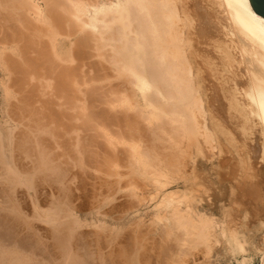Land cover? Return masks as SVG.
<instances>
[{"label":"bare ground","instance_id":"6f19581e","mask_svg":"<svg viewBox=\"0 0 264 264\" xmlns=\"http://www.w3.org/2000/svg\"><path fill=\"white\" fill-rule=\"evenodd\" d=\"M216 1L224 9L225 19L237 37L238 54L247 68L245 77L235 80L232 86L239 101L236 105L260 126L264 136V19L254 12L249 0ZM179 6L178 0H0V264H126L127 258H131L129 264H144L133 254L140 242L133 253L125 254L127 221L122 214L113 218L117 207L112 205L105 185L99 183L100 192L96 190L99 187L94 186L99 193L96 197L92 195L91 204L87 200L88 205L87 195L82 192L85 186L76 180L74 169L83 170L86 165V158L80 156L85 147L81 145L87 144L79 140L80 123L84 121V128L93 130L95 119L103 116L104 120L105 112L110 111L95 110L98 115L90 111L95 104H89L99 100L94 87L83 93L90 101L86 103L90 110L87 108L84 113L85 107L80 108L81 114L78 104L83 91L81 86L95 82L96 72L103 78V73L96 68L92 77L85 78L88 75L82 70V58L92 42L98 56H104L99 54L103 50L110 52L109 59L119 77L127 78L134 93L145 102L142 107L138 98H134L138 100V106H134L135 100H132L134 108L145 109L146 105L145 110L140 108L142 113L138 115L142 114L141 119L153 124L160 135L168 132L170 154L167 155H171L169 164L174 176L171 179H176L184 169L183 157L188 156L195 164L199 158H205L206 148L211 153L216 148V139L209 128L203 84L200 85L190 57L193 44L190 45L187 38V25ZM105 101L114 110L113 105L117 103L112 105V101ZM131 103L124 101V105H118L130 109L131 113ZM109 113L111 121L112 113ZM127 125L128 129L136 130ZM160 135L155 139L160 140ZM87 142L90 145V140ZM183 145L190 147V151L186 152ZM135 148H131L130 163L143 165L145 172L148 167L149 170L154 168L145 163L147 160H142L144 155L137 150L139 147ZM156 150L155 147L147 154L153 162L161 158ZM262 154L264 159V147ZM89 155L90 158L95 156ZM65 156L70 162L64 161ZM161 161L154 165H161ZM167 176L162 174L160 178L157 176L158 180L156 176L150 180L155 178L157 184L165 187L169 183ZM146 178L144 181L148 180ZM86 184L93 188V183ZM188 184L184 182V194L179 198L163 196L165 199L159 207L164 210L153 222L156 228L152 226L163 229L164 240H170L178 248L176 254V250L174 253L167 250L172 254L165 250V254L173 256L169 257L170 262L191 264V260L196 262L201 254L208 256L213 233L227 240L237 264L253 261L244 240L238 238L237 233L229 234L224 219L213 213L216 194L212 183L196 174L193 188ZM92 191L88 190L87 194L91 195ZM204 204H208L209 210ZM262 238V244L252 245L259 264H264ZM161 246H165L158 247L163 253L164 248L169 249L167 245ZM159 255L154 260H158ZM165 260L160 259V262L169 263L168 257Z\"/></svg>","mask_w":264,"mask_h":264},{"label":"rangeland","instance_id":"374dc122","mask_svg":"<svg viewBox=\"0 0 264 264\" xmlns=\"http://www.w3.org/2000/svg\"><path fill=\"white\" fill-rule=\"evenodd\" d=\"M178 5H180V10L182 9L180 12H182L183 18H185L187 25V38H189L190 45L193 44L190 48V50L192 49L190 51V57L192 59L193 66L196 68L195 70L197 75L199 74L198 77L202 82H200V85L203 84L201 86H203L202 90L205 94H203V96L205 98L204 100L206 106L208 107L209 128L216 139V148H214L212 153L208 148H206L207 151H205V158H199L195 164L189 161L190 159L188 156H186V158L183 157V159H185L184 169L182 168L183 170L179 173V175L176 176V179H171L174 178V176L169 164L171 155H167L170 154V151L167 148L168 141L166 136L168 132H166V135H163L165 133L160 135L158 132H155V126H152L153 124L150 125L149 121L146 122L147 120L144 119V122V120L141 119L143 117L142 114H140V116L138 114L142 113L140 106L143 107L145 102L134 93V89H132L131 84L128 82V80H126L127 78L119 77L115 71L116 68H114V65L111 64V59H109L110 55L108 54H110V52L107 54V52L103 50L102 52L100 51L101 53L99 54H104V56H98V52L96 51L92 42L90 44L91 48L88 49L90 47L89 46L86 48L87 50L85 49V52L83 51L84 55L82 58V63L84 66L82 65V70L86 72V75H88H85V78H89V76L92 77L94 75L92 74L95 71L93 68H96L97 71L99 70L100 73H103V78H100L101 75L98 77L96 72L94 77L97 78H93L94 81L96 80L95 82L90 81L87 82L88 84L86 83V85L81 86V90L83 91L80 95L81 97H79V109H83L85 107L86 110L84 109L85 111H83L86 113L88 106H93V104H95V107L93 106L94 110H92V107L90 110L89 107L88 111L90 110L94 112L96 110L98 112H105L110 110L108 112L112 113V115L109 113L110 117L112 116V120H108V112H105L107 114L104 115V120L102 119L103 116L100 119L98 118L99 120L95 119L96 121L92 128L93 130H89L90 128H88L89 131L84 128V121L80 123L81 126H79V129L81 132H79V136L81 139L79 138V140H81L82 143H87L81 146H85L87 150L89 147H91V149L93 148V152L90 151L91 149H89L88 152L87 150L83 149L85 147H82L80 156L83 157L82 159L86 158L84 159L86 161L83 160L86 165L84 166L85 168L83 170L80 168L74 169L77 178L76 180L82 182V185L84 184L85 189L82 187V192L87 195L85 199L86 203L87 200L91 201L89 204L94 201L92 195L95 194L94 197L98 195L97 192L100 190L99 183L103 184V186L105 185L104 187L107 188L105 190L110 193L109 195L111 196V201L113 203L112 205L117 207H114L116 209L113 210V218H119L122 214L125 216V220L127 221L125 222L126 226L124 229V234L127 235L125 237V239L127 238L125 240L127 243L126 247V243H124L126 251L125 254L133 253L134 249L137 248V245L140 242L138 246L139 248H137L139 250L137 251L136 249L133 254L135 256L137 255L136 258L138 257L137 259L140 261V263L144 262V264H151L150 260H153L154 262L152 264H154L157 260V258L154 260V257L159 255L161 252L163 253V250L161 251L159 248L163 249L165 246L162 247L161 245H167L169 249H167V247L164 248L163 255H159L160 257H158L157 263H155L160 264L162 263L160 262V259L161 261L163 259V262H165V259L168 257L169 260V257L172 256H170V254L174 253L173 250H176V254L178 248L176 249V245L169 242L170 240L168 242L167 240H164L166 236L165 232H163V229H154L156 227H154L155 225L153 222H156L155 220H157L158 215H162V210H164L159 207L162 206V204L159 205V203H162L161 201H163L165 197L174 195L176 198H179L183 196V191L185 190L184 182L189 183L188 187L192 189V183L195 181L196 174H200L204 176L206 180L211 182L215 188L216 199L213 200L215 202L212 209L213 213L216 216L224 219L227 224L228 228L226 229L228 230L229 234L235 236L237 233L236 236L244 240L246 248L250 251L251 256H253V261L248 264H259V259L256 257V252L254 251L253 247L262 244V237H264V159L262 154V149L264 147V136L260 126L251 121L242 108L240 110L239 104L236 105V103H239V101L236 99L238 98L237 95L234 94L236 89L233 91V83L235 80L239 81L244 75L247 74V68L245 65L246 63L243 64L245 61H242L244 59L238 54L239 49L236 47L238 46L236 41L237 37L232 31L233 29L231 28L229 21L227 23L228 19H225L226 14L223 12L224 9L218 6L216 0H178ZM185 11H187L189 14ZM92 49H95V51L93 52ZM94 87L95 89L93 90H96L98 93H96V97H98L97 100H99L96 101L94 99L96 103H93L92 101V103L86 106V103L88 104L90 101L88 102L86 100L87 97L84 96L83 93L88 91V88ZM118 98H123V100ZM134 98H138L139 100L138 103L140 106L138 109L133 107V105L138 101ZM92 99L93 98H91V100ZM100 99L103 102L100 101ZM105 100L112 101V105L114 103L116 104L119 100L122 101L119 102L121 104H123L124 101H131L132 106L129 107L132 108L131 113L129 111L130 109L123 106L124 104L122 107L121 105L119 106V103L113 105L114 110L111 105L109 106L113 110L112 112ZM132 100H135V103ZM82 105L84 106L82 107ZM134 106H138V104ZM144 107L146 109V105ZM124 109L128 110L125 111ZM122 110H124L125 113H123ZM134 110L137 111V114L134 113ZM114 111H116L118 114ZM80 112L82 114V110ZM119 113H122L123 115ZM95 115H98V113ZM101 115L102 113L100 116ZM115 115H117V119L114 118ZM124 115H127L128 118ZM138 116L140 118H138ZM105 118H107L108 122ZM114 121L118 122L116 124L110 123ZM125 121L130 122L127 123L129 124V127L134 126L131 128L136 130L139 129V131L136 132V130L128 129V125L125 124ZM96 130L99 133H96ZM92 132H95L93 135H96V137H91ZM98 134L100 135L97 137ZM158 135H160V140L155 139L159 137ZM67 138L68 137H66V139ZM93 139H95L94 143L92 141ZM89 140L90 142L92 141L90 145L88 144L89 142H87ZM153 140H156L157 143H155L156 141L154 142ZM161 140L165 141L166 143L162 142ZM151 141L152 143H150ZM91 144L95 145L93 146ZM150 145H154V148ZM87 146L89 147L87 148ZM137 146L139 149H137ZM183 146L185 147V145ZM132 147H136L135 149L144 155L142 159V155L140 154V158L142 160H147L145 163L147 162V165L149 164L148 166H152L155 169L152 168L149 170V167L147 166L148 168L146 167L147 171L145 172V170H143L144 168L142 167L143 165L139 166L140 164L138 165V163H136V165L133 162L130 163L132 161H130L132 158L131 152H133V149H131ZM155 147L157 148L156 151L159 155V158H161L159 161L153 162L151 158H147V154L148 152L155 150ZM161 147L162 149H160ZM163 148H167V150H164ZM185 148L183 149L186 152L187 150L190 151V147L189 149ZM89 153L94 154L95 156L92 155L90 158V155L88 156ZM64 161L70 162L69 157L65 156ZM151 161L153 165L155 163H160V161L162 163L161 165L156 164L153 166L152 163H149ZM188 161L191 165L193 164V167L189 166V163H187ZM136 168H140V171ZM141 171L143 172L141 173ZM139 172L142 175L145 173L143 178L147 177L146 179L148 180L144 181L141 174L138 176ZM192 172L195 175H193ZM156 173H159L160 175H157ZM153 174H156V177H153H155L157 180L162 174L168 175L167 179L169 180L167 181H169V183L167 185L165 184V187H162L156 183L155 178L153 179L154 181H151L152 179L150 180V178L153 177L150 176ZM190 175L193 176L189 177ZM85 183H93L91 187L94 189L90 188V185H85ZM94 186L96 188L99 187L96 189L98 191L95 190ZM87 188H89V193L93 190L91 195L88 193L90 196L87 194ZM85 190H87L86 193ZM163 193L166 195H163ZM207 205L208 204H204L205 208L207 209L208 207L207 210H209V206ZM262 225L263 227H261ZM162 234H164L165 237H163ZM215 234L216 233H213V237L210 239L211 243L213 242L210 254L208 256L201 254L200 257L196 258V262L191 260V264H237L231 253L230 245L227 240L221 236V238H219V236L217 237ZM173 245L175 248L171 247ZM214 245L216 246L215 248ZM153 249H155V251ZM157 249H159L161 252L159 253ZM128 250L130 251L127 252ZM165 250L172 251V253L167 251L170 254L168 255V253H166L167 256L166 258L164 257V259L161 257L166 255ZM149 254L152 255L151 258H149ZM130 257H132V255H130ZM145 257L148 260H145ZM127 259L130 261L126 260V264H129V262H131V258ZM158 261L160 263H158ZM169 263H173L172 260L171 262L169 260ZM169 263L167 262L162 264Z\"/></svg>","mask_w":264,"mask_h":264},{"label":"water","instance_id":"95a60500","mask_svg":"<svg viewBox=\"0 0 264 264\" xmlns=\"http://www.w3.org/2000/svg\"><path fill=\"white\" fill-rule=\"evenodd\" d=\"M254 12L264 19V0H249Z\"/></svg>","mask_w":264,"mask_h":264}]
</instances>
